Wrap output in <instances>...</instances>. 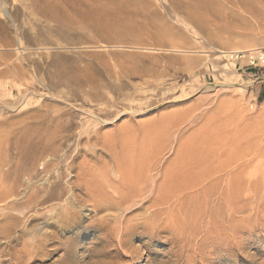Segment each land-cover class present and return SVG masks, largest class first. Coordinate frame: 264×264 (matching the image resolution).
Here are the masks:
<instances>
[{"label": "rangeland", "instance_id": "1", "mask_svg": "<svg viewBox=\"0 0 264 264\" xmlns=\"http://www.w3.org/2000/svg\"><path fill=\"white\" fill-rule=\"evenodd\" d=\"M263 48L264 0H0V264H264Z\"/></svg>", "mask_w": 264, "mask_h": 264}, {"label": "bare ground", "instance_id": "2", "mask_svg": "<svg viewBox=\"0 0 264 264\" xmlns=\"http://www.w3.org/2000/svg\"><path fill=\"white\" fill-rule=\"evenodd\" d=\"M205 3V2H204ZM141 40V39H140ZM139 40V41H140ZM138 44V43H137ZM142 44V43H141ZM255 51L256 50H254V51H252L251 50V54H254L255 53ZM237 58H239V57H245V55H241L240 56V54H238L237 56H236ZM135 71V70H134ZM49 141V140H48ZM148 156V155H147ZM146 156V157H147ZM145 160H146V158H145ZM145 160H143V161H145ZM151 160V159H150ZM147 162V161H146ZM129 168V167H128ZM148 169V168H147ZM118 171V170H117ZM150 171V170H149ZM99 172V171H98ZM97 172V175L99 174ZM28 174H29V172H28ZM100 174H102L101 172H100ZM144 174V173H143ZM31 174H29V177H31L30 176ZM58 175V174H57ZM132 175V174H131ZM53 176V175H52ZM144 177V176H143ZM80 178H81V176H80ZM140 179H141V177H139ZM145 178H147V177H145ZM107 180V179H106ZM137 180V179H136ZM145 180V179H144ZM97 182V181H96ZM95 182V184L96 185H98V187H99V184H97ZM101 182V181H100ZM99 182V183H100ZM102 184L104 183V182H101ZM81 184V183H80ZM102 184H100V186L102 187L103 185ZM20 185V184H19ZM82 185V184H81ZM87 185V184H86ZM91 185V184H90ZM135 186L137 187L138 185L137 184H135ZM28 187H30L29 189H32L31 188V185L30 186H28ZM37 187V186H36ZM76 188H77V186H75ZM80 187V186H79ZM88 187H89V185H88ZM87 186H86V189L88 188ZM105 187V186H104ZM103 187V188H104ZM133 187H134V185H133ZM98 188V189H101L100 190V192L99 191H97V190H95V187H94V189H93V195H95V194H97L96 192H99V195L101 196H98L99 197V199H101L102 198V196H104V195H106V194H108V193H106L104 190H106V188ZM135 188V187H134ZM139 188V187H138ZM80 189V188H79ZM90 189V188H89ZM97 189V188H96ZM137 189V188H136ZM132 190V189H131ZM134 190V189H133ZM138 190V189H137ZM142 190V189H141ZM81 191H83V190H81ZM86 191V190H85ZM12 193H10L9 195H8V197H11V196H16L17 197V195H19L20 194V190L18 189L17 191H11ZM138 193H139V190L137 191ZM43 193V194H42ZM28 194H30V192L28 193ZM31 194H32V191H31ZM33 194H35V196L34 197H32L31 195H30V197H29V195H27L28 197H25L26 198V206L27 207H25V208H33L34 206H39V205H41L42 203H45V202H47V201H51V200H53V199H61L62 198V194L59 192V191H57V193L55 192V194L53 193V192H46V191H43V190H40L39 188H37L36 190H33ZM26 195V194H25ZM109 195V194H108ZM120 195V194H119ZM141 195V194H140ZM15 197V198H16ZM23 198H24V196H23ZM22 198V199H23ZM107 198V197H106ZM106 198L105 197H103L102 199H101V202H103V201H106ZM42 199V200H41ZM121 199V198H120ZM123 199V198H122ZM41 200V201H40ZM108 200H109V197H108ZM108 200L106 201V202H108ZM7 202V201H6ZM117 202H119V201H117ZM104 203V202H103ZM109 203V202H108ZM165 203V202H164ZM97 204V205H96ZM94 206H95V209L97 210V211H99V210H103L102 208H104V206L105 205H103L102 203H96ZM8 205L9 206H12V207H21V203L20 202H18V199H13L12 198V200H10V201H8ZM113 207V205L111 204V203H109L106 207H105V209H111ZM115 207V206H114ZM27 209V210H28ZM123 209V208H122ZM127 226V225H126ZM131 227V226H130ZM132 227H133V225H132ZM131 227V228H132ZM35 242V241H34ZM31 248H32V246H31ZM20 257V256H19Z\"/></svg>", "mask_w": 264, "mask_h": 264}, {"label": "built area", "instance_id": "3", "mask_svg": "<svg viewBox=\"0 0 264 264\" xmlns=\"http://www.w3.org/2000/svg\"><path fill=\"white\" fill-rule=\"evenodd\" d=\"M248 66L264 68V48L249 55Z\"/></svg>", "mask_w": 264, "mask_h": 264}, {"label": "crops", "instance_id": "4", "mask_svg": "<svg viewBox=\"0 0 264 264\" xmlns=\"http://www.w3.org/2000/svg\"><path fill=\"white\" fill-rule=\"evenodd\" d=\"M259 81L257 82L258 95L264 99V75L259 76Z\"/></svg>", "mask_w": 264, "mask_h": 264}]
</instances>
